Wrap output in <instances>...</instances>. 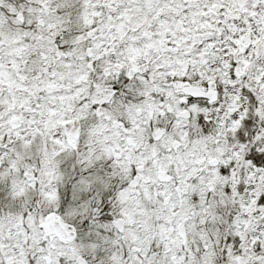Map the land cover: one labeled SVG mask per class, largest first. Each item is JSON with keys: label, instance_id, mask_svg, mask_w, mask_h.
Wrapping results in <instances>:
<instances>
[{"label": "snow or ice", "instance_id": "1", "mask_svg": "<svg viewBox=\"0 0 264 264\" xmlns=\"http://www.w3.org/2000/svg\"><path fill=\"white\" fill-rule=\"evenodd\" d=\"M0 264H264V0H0Z\"/></svg>", "mask_w": 264, "mask_h": 264}]
</instances>
